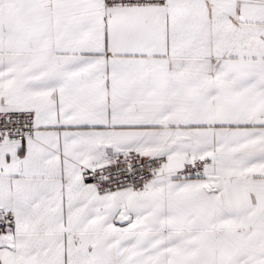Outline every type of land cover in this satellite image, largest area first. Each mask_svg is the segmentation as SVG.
I'll return each mask as SVG.
<instances>
[{
	"label": "snow or ice",
	"instance_id": "6c2138e0",
	"mask_svg": "<svg viewBox=\"0 0 264 264\" xmlns=\"http://www.w3.org/2000/svg\"><path fill=\"white\" fill-rule=\"evenodd\" d=\"M0 264H264V0H0Z\"/></svg>",
	"mask_w": 264,
	"mask_h": 264
}]
</instances>
